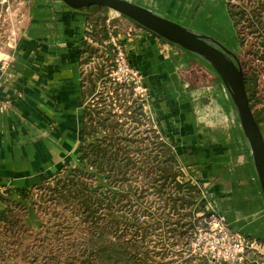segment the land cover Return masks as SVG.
<instances>
[{"label": "trees", "instance_id": "16d2710c", "mask_svg": "<svg viewBox=\"0 0 264 264\" xmlns=\"http://www.w3.org/2000/svg\"><path fill=\"white\" fill-rule=\"evenodd\" d=\"M226 1L254 109L264 101V0ZM87 10L88 29L81 45L79 166L65 164L32 187L0 185L6 188L0 190V264H168L166 241L175 238L168 243L187 244L204 225L201 220L207 214L206 204L198 202L203 198L200 183L181 179L185 174L175 144L147 112L146 97L137 84L113 75L116 49L108 42L110 30L103 16L107 8L94 5ZM96 55L102 62L86 72L84 64ZM254 116L259 125L264 122V116ZM99 175L105 184L99 185ZM33 188L45 192L36 198ZM25 201L38 204L46 216L39 232L28 227ZM159 229L161 250L150 249L148 237ZM256 242L264 246V239ZM198 259L214 262L206 253H199Z\"/></svg>", "mask_w": 264, "mask_h": 264}, {"label": "crops", "instance_id": "0c3cea01", "mask_svg": "<svg viewBox=\"0 0 264 264\" xmlns=\"http://www.w3.org/2000/svg\"><path fill=\"white\" fill-rule=\"evenodd\" d=\"M136 1L166 16L193 23L218 38L226 35L231 40L233 35L225 0ZM24 13L27 21L14 48L0 50V68L2 61L11 57V73L6 75L0 91L1 98L8 102L0 110V185L8 188L41 182L71 158L76 160L83 144L80 62L88 10L73 8L63 0H31ZM126 27L135 30L125 47L130 65L141 72L148 91L147 112L164 137L175 144L180 162L195 164L190 171L201 175L195 179L216 178L210 186L215 187L213 194L207 191V198L220 200L219 211L228 215L237 195L245 198L240 203L246 199L251 202L252 219L237 226L244 228L246 235L264 239V196L247 145L238 133L240 144L236 139L234 145L241 149L237 159L242 163L234 167L236 152L225 145L229 148L227 156L224 150L220 154L217 145L207 143L201 123V110L208 103L214 105L211 117L225 114L224 109L231 105L221 79L199 56L131 23ZM218 155L221 158L213 160ZM247 167L256 183L254 188L249 182L245 185L237 178L230 179L236 170ZM222 192L228 193L220 198ZM226 200L228 205H224Z\"/></svg>", "mask_w": 264, "mask_h": 264}, {"label": "rangeland", "instance_id": "374dc122", "mask_svg": "<svg viewBox=\"0 0 264 264\" xmlns=\"http://www.w3.org/2000/svg\"><path fill=\"white\" fill-rule=\"evenodd\" d=\"M30 1L31 0H7L6 2H4V3H6L4 5V3L1 2V0H0V50H7V49L10 50L11 48H14L15 42H16V39H17L19 33H20V30L24 27V25H25L24 22L27 21V15L24 13V9L27 5H29ZM129 1L135 3L139 6L150 9L149 7H146L144 5L139 4L136 0H129ZM225 5L227 7V1L226 0H225ZM104 7H106V6H104ZM106 8H107V12L103 16H106L105 22L108 25L109 30H110V35H109L110 38H109L108 42H111L112 37H115L118 44L122 46L121 48L124 50L126 57H127V60H129L128 54L126 52L125 44H126V41L133 36V34L135 33L134 32L135 30L132 29V31H131L130 30L131 27H129L127 29L126 24L131 23L134 27L142 28V29L147 30L149 32H151V31L144 28L143 26L138 24L136 21H134L130 17H128L122 13H119V12H117L111 8H108V7H106ZM83 9H86V8H83ZM150 10L158 13L159 15L171 18V19L179 21L181 23L183 22V24L184 23L187 24L190 28H193L199 32H202L204 34L210 35L211 37L218 39L219 41L223 42L226 46H228L230 49H232L235 53H237V57L240 61L239 53H241L242 50L239 47L238 40L236 41L235 37H237V36L235 35L236 33H234L235 32L234 26L231 27L232 25H229L230 26L229 30H230L231 34H233V35H231V40H228L229 38L226 35H224V37H226L227 39H225L224 37L218 38L214 35L209 34L208 32H206L202 29L196 28L193 25V23L184 22L182 20H179L176 17L166 16L165 14L157 12L153 9H150ZM223 19L224 18H221V22L223 21ZM87 29H88V24H86V30ZM125 29H126V31H125ZM221 30L224 31V28ZM225 31H226V29H225ZM158 37L162 40V38L160 36H158ZM85 38H86V33H85V37L83 39H85ZM163 40L166 42H169V41L165 40L164 38H163ZM169 43H171V42H169ZM234 43L237 44V46H235V48L232 46ZM101 49L103 51L106 50L105 47H103V46H101ZM241 56L243 57L242 54H241ZM246 58H249V57H246ZM7 59L10 60L11 57L9 56V57H7ZM100 62H102V58L98 57V55L93 56L91 58V60H89L87 63L84 64L85 71L89 72L92 68H95V66H97V64ZM247 62L249 64H251L250 63L251 60H247ZM128 63H129V61H128ZM129 65H130V63H129ZM80 67H81V62H80ZM142 79L143 78L141 75V80ZM263 79H264V76H263ZM142 84H143L144 89L143 90H137V91L141 94H144L145 97H147L148 91L146 90V86L143 83V81H142ZM224 87H226V86L224 85ZM147 99L148 98L145 99V105L147 103ZM217 104L219 105L218 101H217ZM213 107H214V105L212 103H210V104L208 103L207 106H205V108L203 110H201V112L204 113V115H203L204 119H203V121H201V123H203V125H202L203 128L205 127L204 128L205 129L204 134H205L207 143L209 142V144H211V145H217L218 152L220 154L225 152V151L229 152L228 151L229 148L230 149L232 148L231 150L233 152H236V156H234V161H233L232 166H234V167L240 166L242 161H240L241 159H237L239 152H241V149H239V147H238V145L240 144L239 138H238V136H239L238 133H240V135L242 136V139H243L244 143L247 145V147H248V143H246L247 140H245L246 139L245 134H243L240 122H239L237 114L235 112L234 105L231 102V105L229 107H226V109H224V106H223L225 114L221 113L222 115H217L215 117H211L210 114H211V109ZM226 110H228V112H230V113H228ZM252 111H253V114L256 113L257 116H260V117L264 116V101H263V103L258 104L254 109H252ZM202 113H200V114H202ZM229 116H230V119H227V118H229ZM234 123H235L236 127H235ZM260 127H261V130L263 133L264 122L260 124ZM235 129H236V131H235ZM237 130H238V132H237ZM236 139L238 141L237 146L234 145V141ZM225 145L228 146L229 148L228 147L224 148ZM226 152H225V156H227ZM230 153H232V152H230ZM220 158L221 157L218 155V156L214 157L213 160H218ZM179 163L181 165V169L183 170V172L185 174V176L182 177L181 179L182 180H189L190 179V180L194 181L195 183L199 182L201 187L203 188V196H202L203 198L198 199V202H199V204H201V203L206 204L204 207L205 211H203V214H207V215L204 216V218L201 220V223H203L204 225H207L209 227L206 228V227H203L204 225H201L202 228H200V230H198L197 234L195 235V240H191V242H189L190 239L185 238V241L189 242L187 244L184 242L180 243L181 241L179 243L174 244V245L169 244L170 242H173L175 240V238H170L168 241H166L168 252L165 254L164 262L165 263L168 262V264H205L204 262H200V260L198 259V254L199 253H206V254H208V258H211L210 260H213L216 264H220V263H223V264L224 263L225 264H242V262L245 259L248 261L250 260L249 261L250 264H264V259L262 260L260 258V256H264V246H262L261 244L256 242V238H254L252 236H250V237L253 239V241L249 242L248 239H246V236H249V235H246L247 234L246 230H244V228L237 226V224H242V223H244L246 221H250L252 219V217H253L252 211L253 210H252L251 202H249V200L246 199V201H244L243 203H240L239 201H241L243 199L245 200V198L243 197V199H242L241 196L237 195V198H236L237 201L235 200V204L231 205L232 209L229 211L228 215H227V213H225L223 211H219L220 210L219 209L220 200L217 201L216 200L217 198H215V202H214V200L209 201V199L207 198V195H208L207 191L211 195L213 194L215 187L213 186L210 188V186H211V184L216 182V178L210 179V180H205V181H200L198 179H195L196 176L197 177L201 176L196 171H190L191 170L190 167L193 168L192 166L195 164H192V163L186 164L185 162L181 163L180 160H179ZM65 164H69L70 167L79 166L78 157L76 158V160L74 157L71 158V162H66ZM245 169L247 170V172ZM245 169L244 170H242V169L236 170V174L235 173L231 174L230 179L232 177L234 178V180L237 178L242 184L245 183V185H246V182H249L252 185V187L254 188L256 183L253 179L251 169H250V167H247ZM46 179L42 180L41 182H44ZM99 181H100L99 185L105 184V179H104L103 175H99ZM41 182H38L36 184H39ZM5 187L7 189H9L7 186H5ZM5 187H1L0 190L2 192H5V190H6ZM256 187H257V185H256ZM106 188H108V186ZM32 192L35 194L36 198H39L40 195L44 194L45 190L43 188H33ZM258 192H259V190H258ZM227 193L222 192V194H221L222 196H220V198H223L225 195H227ZM9 196L13 197L11 195H9ZM257 196H259V195H257ZM149 197H151V196L149 195ZM261 198L262 197H260V200H262ZM148 200H151V198H148ZM202 200H205L206 202L205 201L203 202ZM25 203L29 206V213H28V217L26 218V222L28 224V227L31 230H34L35 232L41 231L42 220H44L46 217L45 214H43L41 207L38 204L36 206H33L30 201H25ZM228 204L229 203H227V200H226L224 205H228ZM147 205H149V204H147ZM231 206H230V208H231ZM2 208H3V206L0 204V209H2ZM143 208H145V207L143 206ZM198 216H201V213H199ZM215 218H217L219 223H217V220ZM262 225H263L262 227H264V223ZM153 231H155L156 234L148 237V239L151 240V242L149 243V248L161 250V247H160L161 245L159 244L160 236L158 235V232H160L162 230L159 229V230H153ZM236 234H241L246 239V241L249 242V243L247 242L248 246H246L243 253H241L242 254V260L237 259L239 254H240L239 253L240 251H239V248L236 245V241H235ZM69 236H72V235H69ZM69 236H67V237H69ZM7 240H9V239H7ZM28 241H31V239H28ZM5 245H4V250H6L8 252V254H10L11 253L10 246L6 243H5ZM11 247H12V245H11ZM8 248L10 249L9 251H8ZM158 259H162V258L158 257ZM187 260H189V262ZM214 262L210 261V264H214Z\"/></svg>", "mask_w": 264, "mask_h": 264}, {"label": "water", "instance_id": "95a60500", "mask_svg": "<svg viewBox=\"0 0 264 264\" xmlns=\"http://www.w3.org/2000/svg\"><path fill=\"white\" fill-rule=\"evenodd\" d=\"M77 9L94 5L106 6L122 13L144 28L199 56L219 76L234 105L259 186L264 196V136L257 122L247 93L241 62L232 49L218 39L199 32L188 25L139 6L129 0H63Z\"/></svg>", "mask_w": 264, "mask_h": 264}, {"label": "built area", "instance_id": "2783aa9c", "mask_svg": "<svg viewBox=\"0 0 264 264\" xmlns=\"http://www.w3.org/2000/svg\"><path fill=\"white\" fill-rule=\"evenodd\" d=\"M111 42L114 44L116 49V55L114 61L116 63V69L113 72V75L117 77L118 80H125V81H133L137 84V90H143V84L141 80V73L138 69L129 65L126 54L124 50L121 48L122 46L118 44L115 37H112ZM10 65L11 62L8 59H4L1 63V74H0V91L3 85L5 84V77L6 75H10ZM8 102L3 100L0 96V110L6 108ZM217 220V218H215ZM217 223L219 221L217 220ZM236 245L239 248V256L238 260H242V254L245 250V247L248 246L246 239L241 234H236ZM244 258V257H243Z\"/></svg>", "mask_w": 264, "mask_h": 264}, {"label": "bare ground", "instance_id": "6f19581e", "mask_svg": "<svg viewBox=\"0 0 264 264\" xmlns=\"http://www.w3.org/2000/svg\"><path fill=\"white\" fill-rule=\"evenodd\" d=\"M226 85V84H225Z\"/></svg>", "mask_w": 264, "mask_h": 264}]
</instances>
